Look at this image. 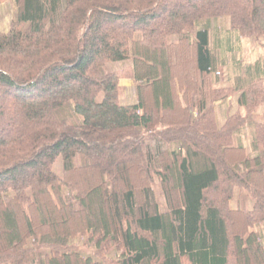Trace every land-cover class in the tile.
I'll return each mask as SVG.
<instances>
[{
    "label": "trees",
    "instance_id": "1",
    "mask_svg": "<svg viewBox=\"0 0 264 264\" xmlns=\"http://www.w3.org/2000/svg\"><path fill=\"white\" fill-rule=\"evenodd\" d=\"M13 2L0 264H264V59L225 78L203 24L263 38L264 0Z\"/></svg>",
    "mask_w": 264,
    "mask_h": 264
},
{
    "label": "rangeland",
    "instance_id": "2",
    "mask_svg": "<svg viewBox=\"0 0 264 264\" xmlns=\"http://www.w3.org/2000/svg\"><path fill=\"white\" fill-rule=\"evenodd\" d=\"M15 12L16 10L13 0H5L0 4V32H6L9 29L11 21L15 18ZM223 19L228 21L227 18ZM203 24H206L209 29L210 48L212 52L219 59L226 61L225 66L222 69L223 74H225V78L228 76H234L232 74L240 71L233 68V66H236L235 60L239 61L238 65H240L245 71L246 68L252 66L257 59H264V37L239 40V37L235 32H231L230 29H226L228 25L227 23L223 24L222 20H211L210 22L206 21ZM222 26L226 28H223ZM129 66V63L115 65V69L121 74V80L119 83V101L122 104H133L136 100L135 84L129 78ZM232 105L235 106V102ZM223 109L224 108L222 106L217 112V118L220 123L223 122ZM256 117L257 121L264 119V102L257 109ZM8 126V122L5 118L0 119V131H5ZM249 139V134L246 133V135H244V144L246 146L249 144ZM59 170H61L60 167ZM235 196L237 200H240L241 195L238 192H236ZM250 205L251 204L246 207L249 208ZM256 230L261 233L263 236L262 238H264V224L259 225Z\"/></svg>",
    "mask_w": 264,
    "mask_h": 264
},
{
    "label": "crops",
    "instance_id": "3",
    "mask_svg": "<svg viewBox=\"0 0 264 264\" xmlns=\"http://www.w3.org/2000/svg\"><path fill=\"white\" fill-rule=\"evenodd\" d=\"M219 20H222L223 21V24L224 23H227V25H228V27L226 28V27H223V28H226L227 30H229L230 29V25H229V21H225L223 18H220ZM229 32V31H228Z\"/></svg>",
    "mask_w": 264,
    "mask_h": 264
}]
</instances>
